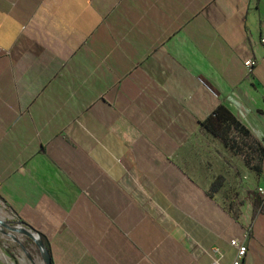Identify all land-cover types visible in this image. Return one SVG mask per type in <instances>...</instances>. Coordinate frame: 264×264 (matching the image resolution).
Masks as SVG:
<instances>
[{
    "label": "crops",
    "instance_id": "0c3cea01",
    "mask_svg": "<svg viewBox=\"0 0 264 264\" xmlns=\"http://www.w3.org/2000/svg\"><path fill=\"white\" fill-rule=\"evenodd\" d=\"M263 40L264 0H0V200L53 264H264Z\"/></svg>",
    "mask_w": 264,
    "mask_h": 264
},
{
    "label": "rangeland",
    "instance_id": "374dc122",
    "mask_svg": "<svg viewBox=\"0 0 264 264\" xmlns=\"http://www.w3.org/2000/svg\"><path fill=\"white\" fill-rule=\"evenodd\" d=\"M245 152L250 158V149ZM0 221L5 224L0 226V264H44L36 243L9 229L18 226L17 219L1 200Z\"/></svg>",
    "mask_w": 264,
    "mask_h": 264
},
{
    "label": "trees",
    "instance_id": "16d2710c",
    "mask_svg": "<svg viewBox=\"0 0 264 264\" xmlns=\"http://www.w3.org/2000/svg\"><path fill=\"white\" fill-rule=\"evenodd\" d=\"M233 124H237V126H239V124L236 122L235 118L231 115V113H229V111L225 107L220 106L215 111L213 116L209 117L203 122V127L213 133L217 138H219L227 146L231 147V149L238 154L237 142L230 138L228 132L229 130H231ZM241 130H244L245 134L248 135L247 130L243 128ZM248 159L247 164L251 165L250 159ZM252 168L257 172V174L261 175L259 167L252 166ZM40 236L42 241L45 243L47 249L50 251V246L48 244L47 239L43 234H40Z\"/></svg>",
    "mask_w": 264,
    "mask_h": 264
},
{
    "label": "water",
    "instance_id": "95a60500",
    "mask_svg": "<svg viewBox=\"0 0 264 264\" xmlns=\"http://www.w3.org/2000/svg\"><path fill=\"white\" fill-rule=\"evenodd\" d=\"M5 224L0 221V226H4ZM9 229L15 233L26 236L30 240L34 241L42 253L44 264H53L52 256L50 251L47 249L45 243L42 241L41 236L38 232H36L33 228L26 226L24 223H19L15 228L9 227ZM14 239H16L14 237Z\"/></svg>",
    "mask_w": 264,
    "mask_h": 264
},
{
    "label": "built area",
    "instance_id": "2783aa9c",
    "mask_svg": "<svg viewBox=\"0 0 264 264\" xmlns=\"http://www.w3.org/2000/svg\"><path fill=\"white\" fill-rule=\"evenodd\" d=\"M263 44H264V40H263ZM255 65L256 63L253 61H248L246 63V66L249 69V71H252ZM260 193L264 196V191H261ZM248 238H249V233L247 232L244 239H241V240L237 239V240L231 241L230 245L236 251V256L232 264H244V260H245V257L248 251V245H247ZM213 264H220V260L216 259Z\"/></svg>",
    "mask_w": 264,
    "mask_h": 264
}]
</instances>
